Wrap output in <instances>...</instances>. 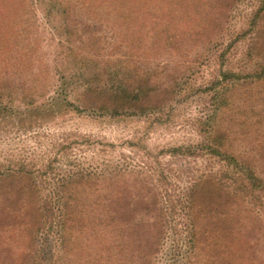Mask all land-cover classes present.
I'll list each match as a JSON object with an SVG mask.
<instances>
[{
  "label": "rangeland",
  "instance_id": "rangeland-1",
  "mask_svg": "<svg viewBox=\"0 0 264 264\" xmlns=\"http://www.w3.org/2000/svg\"><path fill=\"white\" fill-rule=\"evenodd\" d=\"M125 86L152 109L100 110ZM247 169L264 182V0H0V264H264Z\"/></svg>",
  "mask_w": 264,
  "mask_h": 264
},
{
  "label": "trees",
  "instance_id": "trees-1",
  "mask_svg": "<svg viewBox=\"0 0 264 264\" xmlns=\"http://www.w3.org/2000/svg\"><path fill=\"white\" fill-rule=\"evenodd\" d=\"M222 77L220 78H216L215 81L212 82L210 88H209V91H211V97L212 99H220L222 100L224 98V95H222V92H223V83H224V79H227V78H230V77H233L235 76V74H232V73H229V72H223L221 74ZM113 94H110L108 93L107 91H104L102 92L101 94H99L100 98L104 97V96H109L112 98V105L114 106H109V105H103L102 102L100 103V110L102 111H107L108 113L110 114H115L117 116L119 115H124V114H130V115H136L134 113V111H140V109H145L146 112H149L151 108V104L150 101H149V98L146 96L147 94H145L141 89L136 88V89H132V90H129V86H125L123 88V90L120 92H111ZM120 93V94H119ZM151 98L153 97V95H151ZM227 104V101H221V102H216V108L218 110V113L220 111H222L223 109H226L224 108L225 105ZM143 106V107H141ZM127 112L125 113H121V111L119 110H125ZM129 109V110H128ZM146 112H142L140 114H143V113H146ZM215 126L211 125L207 128V133H208V138H206L207 142L205 144V149H206V153L207 155H209L211 158H214V159H217L218 162L220 164H223V166L225 167H234V168H238V167H241V165L238 164L237 160L234 159L232 156H229L225 153H222L220 151V149L222 148L221 144H219L220 142H218V138H217V133L215 131ZM180 149H183V148H178V149H172L170 150V152H173V153H176L177 151H179ZM185 149V148H184ZM248 171L247 172H244L241 174V181L242 182H246L247 183V186H250V187H253L255 188L256 191H259V190H262L264 192V182L262 183V179H260L259 177H257L252 170L250 169H247ZM9 176H14V175H9ZM15 178L19 179V181H24L25 179V176L24 175H17V176H14ZM80 177L82 178V181H84V184H89L93 179L89 177H85L84 174H80ZM86 178V179H85ZM90 178V180L88 179ZM3 179H7V176L3 175V176H0V180H3ZM204 182H198L194 188L192 189V192L190 193V199L191 200V203H193V198L195 196V194L197 193V190L199 189V187L203 186ZM23 192V191H22ZM20 192V194L22 193ZM262 192V193H263ZM261 194V193H259ZM190 205V209L191 210V207L193 208V204H189ZM155 212H158L159 215L162 213V209L161 207H157L155 209ZM8 225V224H7ZM33 233V235H29V242H28V250L30 252H34V236L36 235L35 233L37 231H31ZM163 237H164V234H163ZM164 239H162L163 241ZM162 243V242H161ZM158 248H159V245L156 244V241H155V244H154V249L152 247V250H151V256L153 254H156V252L158 251Z\"/></svg>",
  "mask_w": 264,
  "mask_h": 264
}]
</instances>
